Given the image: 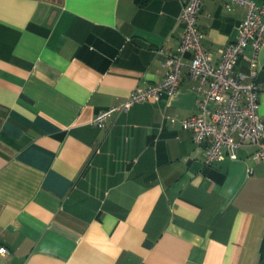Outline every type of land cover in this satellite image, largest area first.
Returning <instances> with one entry per match:
<instances>
[{
    "label": "crops",
    "instance_id": "1",
    "mask_svg": "<svg viewBox=\"0 0 264 264\" xmlns=\"http://www.w3.org/2000/svg\"><path fill=\"white\" fill-rule=\"evenodd\" d=\"M181 6L0 0L3 264H264V162L241 146L236 159L204 163L179 123L201 96L186 67L174 94L93 123L165 77ZM245 15L203 1L197 24L213 61ZM252 62L264 119V43L255 57L246 47L233 73Z\"/></svg>",
    "mask_w": 264,
    "mask_h": 264
},
{
    "label": "built area",
    "instance_id": "2",
    "mask_svg": "<svg viewBox=\"0 0 264 264\" xmlns=\"http://www.w3.org/2000/svg\"><path fill=\"white\" fill-rule=\"evenodd\" d=\"M203 1L181 0L178 20L183 24V34L174 53L165 60V77L159 82L137 86L123 104L98 112L93 123L102 127L113 110H128L134 103L158 101L174 94L181 81L182 69L186 67L188 75L198 83L201 96L197 101L198 113L179 123L192 133L197 145L204 146V163L213 165L226 158L236 159L241 146H253L251 158L264 162V119L258 111L259 86L255 81V66L252 62L248 74L233 73L246 47L252 48L255 57L264 43V1L222 0L228 9L234 5L246 6V15L237 24L235 36L222 48L217 62L204 47V33L197 24ZM186 52L192 54L189 62L183 60ZM8 253V248L0 241V264Z\"/></svg>",
    "mask_w": 264,
    "mask_h": 264
},
{
    "label": "trees",
    "instance_id": "3",
    "mask_svg": "<svg viewBox=\"0 0 264 264\" xmlns=\"http://www.w3.org/2000/svg\"><path fill=\"white\" fill-rule=\"evenodd\" d=\"M141 1H144V0H141Z\"/></svg>",
    "mask_w": 264,
    "mask_h": 264
}]
</instances>
